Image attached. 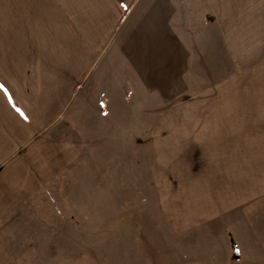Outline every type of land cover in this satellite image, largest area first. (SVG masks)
<instances>
[{"label": "crops", "instance_id": "0c3cea01", "mask_svg": "<svg viewBox=\"0 0 264 264\" xmlns=\"http://www.w3.org/2000/svg\"><path fill=\"white\" fill-rule=\"evenodd\" d=\"M90 131L140 135L193 262L264 264V0H0V264L35 260Z\"/></svg>", "mask_w": 264, "mask_h": 264}, {"label": "rangeland", "instance_id": "374dc122", "mask_svg": "<svg viewBox=\"0 0 264 264\" xmlns=\"http://www.w3.org/2000/svg\"><path fill=\"white\" fill-rule=\"evenodd\" d=\"M120 120L118 125L126 124ZM133 120L128 124L144 122ZM133 136L127 142L125 135L90 131L85 158L46 189L43 211L35 218L46 228L33 230L42 244L32 248L35 260L21 264H205L193 262V232L175 236L157 212L156 183L148 180L151 150L140 135ZM249 209L241 222L260 223L263 210Z\"/></svg>", "mask_w": 264, "mask_h": 264}]
</instances>
